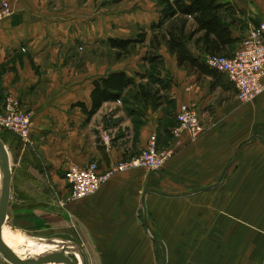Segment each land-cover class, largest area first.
Wrapping results in <instances>:
<instances>
[{
	"label": "crops",
	"instance_id": "1",
	"mask_svg": "<svg viewBox=\"0 0 264 264\" xmlns=\"http://www.w3.org/2000/svg\"><path fill=\"white\" fill-rule=\"evenodd\" d=\"M5 1L11 12L0 19V103L16 99L30 126L26 141L0 128L9 206L64 228L85 264H162L161 255L164 264H264V91L240 105L223 74L196 77L160 45L152 74L167 85L153 87L172 107L134 101L129 84L88 114L94 83L101 88L108 73L147 83L150 63L142 57L148 26L159 16L155 2ZM222 1L219 19L235 39L225 49L230 55L264 16V0ZM140 30L144 40L133 52L101 61L99 49L114 51L106 39ZM180 103L195 108L202 127L195 136L171 132ZM150 134L157 148L170 151L161 168L117 172L96 191L69 197L68 164L94 162L103 171L138 153ZM227 164L215 186L199 190Z\"/></svg>",
	"mask_w": 264,
	"mask_h": 264
},
{
	"label": "trees",
	"instance_id": "2",
	"mask_svg": "<svg viewBox=\"0 0 264 264\" xmlns=\"http://www.w3.org/2000/svg\"><path fill=\"white\" fill-rule=\"evenodd\" d=\"M157 6L159 16L148 26L150 37L147 50L142 59L150 63L147 70V83L133 84L132 78L125 76L121 71H112L99 79L90 92L92 113L102 101L115 100L122 90L129 84L135 86L130 97L143 105L155 107L161 103L171 105L166 95L158 93L159 89L153 87L155 81L160 82L162 88L166 83L153 77L157 62L160 58L156 54L160 45H164L167 53L173 55L178 67L199 76H210L218 79L221 73L209 68L203 59L204 54H226L225 49L235 39L231 36L229 28L221 23L218 12L226 8L222 0H153ZM144 40V32L138 31L133 38H108L105 40L108 48L114 50V58L118 59L129 52L136 44ZM193 48V51L191 50ZM159 85V83H158ZM212 85V83H210ZM171 105L170 107H172Z\"/></svg>",
	"mask_w": 264,
	"mask_h": 264
},
{
	"label": "built area",
	"instance_id": "3",
	"mask_svg": "<svg viewBox=\"0 0 264 264\" xmlns=\"http://www.w3.org/2000/svg\"><path fill=\"white\" fill-rule=\"evenodd\" d=\"M11 12L7 2L0 3V19ZM204 63L223 74L235 91L236 100L248 102L264 91V16L249 29L230 54H204ZM176 124L171 128L174 135L185 131L191 136L201 132L197 113L192 104L180 103L175 112ZM0 128L14 133L26 141L29 135V114L21 110L16 99L5 97L0 103ZM170 156L167 149L156 150L155 136L150 134L144 146L135 155L122 159L103 171L96 163L84 166L70 163L63 178L69 185L71 198H80L98 189L112 174L133 168L155 171L162 167Z\"/></svg>",
	"mask_w": 264,
	"mask_h": 264
},
{
	"label": "rangeland",
	"instance_id": "4",
	"mask_svg": "<svg viewBox=\"0 0 264 264\" xmlns=\"http://www.w3.org/2000/svg\"><path fill=\"white\" fill-rule=\"evenodd\" d=\"M120 1L121 0H115L114 1V7L118 6ZM1 2H6V1L2 0V1H0V3ZM133 48H130V50H132ZM135 48H136V46H135ZM146 48H147V45H146ZM133 50L130 51V52H133ZM224 55H226V54H224ZM98 56L101 58V61L102 60L103 61H105V60L109 61L112 58H114L115 55H114V51L111 52L110 50H105L104 51V50H100L99 49L98 50ZM124 57L125 56H121L117 60H120V59H122ZM225 91H227L230 94V96L232 95V92L229 90V88H228V90H225ZM226 97H228V96H226ZM251 101L252 100H250L248 102H251ZM237 102L240 105H242L244 103H248V102H239L238 100H237ZM258 111L259 110L257 108V112ZM258 114L259 115H264V110H262L261 112H258ZM262 118H263V116L261 117L260 121H262ZM233 138H234V136H233ZM229 139H231V138H228V140ZM229 142H231V141H229ZM232 145L233 144H231V143L229 144L230 147ZM229 146H227V154H228L229 151H231V148ZM155 147H156V150H162L160 148H157L156 144H155ZM9 202H10V199L8 197L7 204L5 206L6 216L3 217L1 222H0V231L6 232V233H8V234H10L12 236H15V237L26 235V236H33V237H37V238H59L62 241H71L72 238H69L68 233L65 232L66 230L64 228H60L59 229V228L53 227L55 224H53V223L50 224V219L45 214H42V213H40V215L30 214L29 216H27L26 212L24 211V208H21V210H16V207L12 208V207L9 206ZM42 219H44L43 222H42ZM167 230H168V234H169L171 231L169 229H167ZM151 233L154 234L155 232L152 231ZM14 246H24V245L20 244V243H17V244H14ZM75 247H76V245H74V249H73V251H71V253L73 255L72 257H74L76 255V253H77L75 251ZM13 251L15 253L19 254V255H23L24 254L25 257L32 256V254L30 255V253H28L22 247L14 248ZM164 257H165L164 255L159 256L158 262H161L162 264H164ZM0 264H12V263H10L9 261L5 260L2 257L1 253H0ZM39 264H63V263H60V262L55 263V262H50V261H43V262H41Z\"/></svg>",
	"mask_w": 264,
	"mask_h": 264
},
{
	"label": "water",
	"instance_id": "5",
	"mask_svg": "<svg viewBox=\"0 0 264 264\" xmlns=\"http://www.w3.org/2000/svg\"><path fill=\"white\" fill-rule=\"evenodd\" d=\"M227 166L228 164L225 165V167H223L220 174L218 175V177L216 178L215 182L212 185L202 187L199 190L209 189L215 186L222 178ZM8 184H9L8 156L5 147L0 141V222L2 218L6 216L5 206H6V199L8 194ZM43 240L44 239L42 238H37L34 239L33 242L40 243ZM45 242H48V244L51 243L49 242V240L48 241L45 240ZM0 253L5 260L9 261L12 264H39L43 261L60 262L63 264H85L84 256L79 248H77V253L80 256V262H77L74 259L67 256L66 254H64L63 248L59 245L55 246L53 250H48L47 252L36 253L33 254L32 256H27V257H20L15 252H13L11 248L0 238Z\"/></svg>",
	"mask_w": 264,
	"mask_h": 264
},
{
	"label": "bare ground",
	"instance_id": "6",
	"mask_svg": "<svg viewBox=\"0 0 264 264\" xmlns=\"http://www.w3.org/2000/svg\"><path fill=\"white\" fill-rule=\"evenodd\" d=\"M0 238L11 248L13 251L14 248L22 247L25 249L30 255L36 254V253H42L47 252L48 250H53L55 246H61L63 248L64 254L68 256L69 251H73L74 244L71 241H62L59 238H42L44 239L40 243L33 242L34 239H37V237L33 236H26L22 235L19 237L12 236L6 232L0 231ZM49 240L51 242L48 244V242H45ZM15 243L23 244L24 246H14ZM57 243V245H56ZM75 251L77 252V248L75 247ZM14 252V251H13ZM17 254V253H16ZM19 255V254H17ZM20 257H25L24 255H19ZM70 257V256H69ZM74 259L77 262H80V256L78 253L74 257H70ZM58 263V262H55Z\"/></svg>",
	"mask_w": 264,
	"mask_h": 264
},
{
	"label": "flooded vegetation",
	"instance_id": "7",
	"mask_svg": "<svg viewBox=\"0 0 264 264\" xmlns=\"http://www.w3.org/2000/svg\"><path fill=\"white\" fill-rule=\"evenodd\" d=\"M23 255H24V254H23ZM68 256H70V257L73 256L72 253H71V251H69Z\"/></svg>",
	"mask_w": 264,
	"mask_h": 264
}]
</instances>
